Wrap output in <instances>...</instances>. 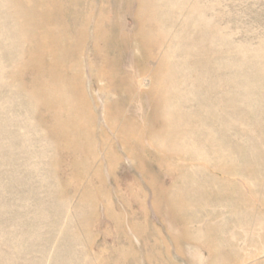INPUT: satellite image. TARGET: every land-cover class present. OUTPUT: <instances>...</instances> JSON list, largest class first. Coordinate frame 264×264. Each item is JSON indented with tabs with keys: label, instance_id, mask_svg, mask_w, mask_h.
<instances>
[{
	"label": "rangeland",
	"instance_id": "374dc122",
	"mask_svg": "<svg viewBox=\"0 0 264 264\" xmlns=\"http://www.w3.org/2000/svg\"><path fill=\"white\" fill-rule=\"evenodd\" d=\"M0 264H264V0H0Z\"/></svg>",
	"mask_w": 264,
	"mask_h": 264
}]
</instances>
